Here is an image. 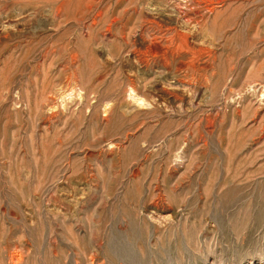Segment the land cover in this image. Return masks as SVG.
<instances>
[{
    "label": "rangeland",
    "instance_id": "obj_1",
    "mask_svg": "<svg viewBox=\"0 0 264 264\" xmlns=\"http://www.w3.org/2000/svg\"><path fill=\"white\" fill-rule=\"evenodd\" d=\"M0 264H264V0H0Z\"/></svg>",
    "mask_w": 264,
    "mask_h": 264
},
{
    "label": "bare ground",
    "instance_id": "obj_2",
    "mask_svg": "<svg viewBox=\"0 0 264 264\" xmlns=\"http://www.w3.org/2000/svg\"><path fill=\"white\" fill-rule=\"evenodd\" d=\"M123 225V224H122ZM107 235V234H106ZM93 259V258H92ZM94 260H95V258H94Z\"/></svg>",
    "mask_w": 264,
    "mask_h": 264
}]
</instances>
